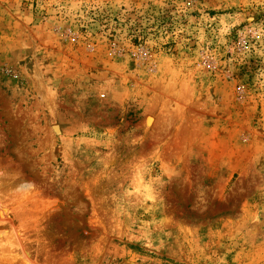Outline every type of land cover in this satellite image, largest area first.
I'll use <instances>...</instances> for the list:
<instances>
[{
    "label": "rangeland",
    "instance_id": "rangeland-1",
    "mask_svg": "<svg viewBox=\"0 0 264 264\" xmlns=\"http://www.w3.org/2000/svg\"><path fill=\"white\" fill-rule=\"evenodd\" d=\"M0 264H264V0H0Z\"/></svg>",
    "mask_w": 264,
    "mask_h": 264
},
{
    "label": "bare ground",
    "instance_id": "bare-ground-1",
    "mask_svg": "<svg viewBox=\"0 0 264 264\" xmlns=\"http://www.w3.org/2000/svg\"><path fill=\"white\" fill-rule=\"evenodd\" d=\"M150 120V119H149ZM149 120L147 122H149ZM153 127V126H152Z\"/></svg>",
    "mask_w": 264,
    "mask_h": 264
}]
</instances>
